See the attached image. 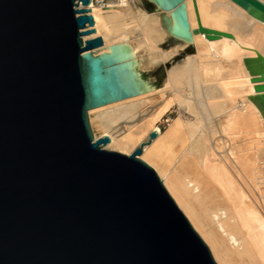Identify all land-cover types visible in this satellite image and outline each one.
<instances>
[{
  "label": "water",
  "instance_id": "95a60500",
  "mask_svg": "<svg viewBox=\"0 0 264 264\" xmlns=\"http://www.w3.org/2000/svg\"><path fill=\"white\" fill-rule=\"evenodd\" d=\"M149 6L153 5L146 0ZM172 11L190 40L185 0ZM264 24V0H230ZM91 0H0V264H217L154 169L96 139L91 111L139 94ZM200 32L226 36L201 28ZM264 113V56L246 62Z\"/></svg>",
  "mask_w": 264,
  "mask_h": 264
},
{
  "label": "bare ground",
  "instance_id": "6f19581e",
  "mask_svg": "<svg viewBox=\"0 0 264 264\" xmlns=\"http://www.w3.org/2000/svg\"><path fill=\"white\" fill-rule=\"evenodd\" d=\"M149 1L145 9L139 0L90 5L96 34L86 39L104 42L93 53L117 44L139 86L136 97L90 112L94 135L110 139L106 150L130 155L157 133L140 159L157 162L155 172L216 263L264 264V113L246 69L264 56V24L230 0H185L192 37L184 40L172 11ZM145 59L163 69L156 86L143 76Z\"/></svg>",
  "mask_w": 264,
  "mask_h": 264
},
{
  "label": "rangeland",
  "instance_id": "374dc122",
  "mask_svg": "<svg viewBox=\"0 0 264 264\" xmlns=\"http://www.w3.org/2000/svg\"><path fill=\"white\" fill-rule=\"evenodd\" d=\"M139 5L143 9L149 8V3L146 0H139ZM191 50L193 51L192 48H191ZM142 55H144V54L142 53ZM143 76H144V78L148 79L149 81H151L156 86L157 83H161V81L163 80L162 79V77H163V69L161 67H151V66H149L147 64L146 59H145L144 66H143ZM176 117H177V112L175 110L172 111V113L169 114V118L172 119V120H174ZM169 118L166 119L165 121H163L159 125V128H160V130L163 133H165L168 130V128H169V126L171 124ZM147 142L148 141L143 142L142 144L147 143ZM140 146H138L136 149H138Z\"/></svg>",
  "mask_w": 264,
  "mask_h": 264
},
{
  "label": "built area",
  "instance_id": "2783aa9c",
  "mask_svg": "<svg viewBox=\"0 0 264 264\" xmlns=\"http://www.w3.org/2000/svg\"><path fill=\"white\" fill-rule=\"evenodd\" d=\"M119 1L121 0H91V4L99 8H109L112 3Z\"/></svg>",
  "mask_w": 264,
  "mask_h": 264
}]
</instances>
